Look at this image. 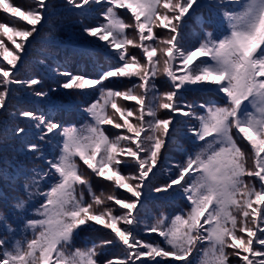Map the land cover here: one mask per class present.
<instances>
[{
    "label": "snow or ice",
    "instance_id": "snow-or-ice-1",
    "mask_svg": "<svg viewBox=\"0 0 264 264\" xmlns=\"http://www.w3.org/2000/svg\"><path fill=\"white\" fill-rule=\"evenodd\" d=\"M30 5L0 0L11 14L0 36L14 45L0 40V125L28 158L10 170L11 194L0 192V264H264V0H65L80 35L103 42L86 54L107 63L94 76L57 66L47 86L21 75L49 7ZM202 8L216 30L186 46L185 25ZM121 78L130 86H107ZM192 87L219 99L190 102ZM18 93L46 110L14 103ZM72 107L88 117L80 126L50 115ZM106 125L124 131L109 136ZM173 144L180 161L167 155ZM94 178L111 191L98 194ZM177 196L186 207L174 215L147 207ZM109 249L119 254L105 258Z\"/></svg>",
    "mask_w": 264,
    "mask_h": 264
},
{
    "label": "rangeland",
    "instance_id": "rangeland-1",
    "mask_svg": "<svg viewBox=\"0 0 264 264\" xmlns=\"http://www.w3.org/2000/svg\"><path fill=\"white\" fill-rule=\"evenodd\" d=\"M10 3H12L14 6H18L20 3H24V7H30V0H9ZM48 16L45 18V20L42 22V25H37V28L39 29L38 33H34L33 37L29 38L30 43L26 46L27 47V54L23 56L22 64L20 65L21 67V75H30V76H40L43 78L45 83L47 84H53L57 77V74L53 69H55L58 64L57 60L59 61L60 58V52L58 54L56 51L51 47V46H45L43 42L48 41L51 45L57 46V48L60 47V45H55L57 42H63L65 40L70 41L71 35H69V32L64 31L65 28L62 26H59L61 30L57 34H54L52 36L49 35V33L46 31L47 25L52 24H58L59 21L65 22V26L70 25L71 33L75 32L76 30L80 29V23L79 24H73V20L80 18L79 16H69L68 14V8L65 6V0H48ZM199 10H197L198 12ZM121 16L127 20L128 16L125 15V12L120 10ZM6 17H11L10 13H4L2 9H0V21H4L7 23L8 21L5 19ZM76 17V18H74ZM17 17H12V19H17ZM102 19V18H101ZM77 21V20H76ZM23 23V22H22ZM85 23H95L92 17H90L88 20L85 21ZM195 25V21H192L190 26L187 27V29H192ZM31 27V26H28ZM5 32H8V29H4ZM158 34L165 32L167 30L163 29H155ZM8 35L11 36L12 33L8 32ZM15 38V37H14ZM17 43H19V38H15ZM188 39H191L188 32L185 30V42L188 41ZM0 40H3L5 43V46L8 47L9 49L14 48V45L11 43L10 40L6 36H0ZM87 40L91 41L92 43H99L103 44V42H99L96 40V38H87ZM67 42V41H65ZM68 48L69 47H65ZM70 50V49H69ZM134 51H139V50H134ZM42 52L48 53V55H43ZM53 53H56L55 59H51ZM0 60H2V57H0ZM44 60L45 63H41V61ZM87 61H88V55L84 54L83 52H77L75 54H72L71 62L69 64H63V62H60V67L61 70H64L65 68H68V70L74 72V73H80V74H88V75H95L96 70H92L87 66ZM48 63V64H47ZM33 67L34 69L31 68ZM35 70V71H34ZM51 76V78H50ZM50 82V83H48ZM122 82L129 83L126 78H121V79H113L110 83H107V86H110L115 89H120L119 84ZM195 94H191L186 96V99L190 101L193 99ZM25 97L24 94L18 93L16 100L14 103L18 104L21 107H28V108H34V106H27L24 105V101H29L27 98H24L26 100H22V98ZM77 98V96L73 95L72 99ZM91 98H87V102H91ZM85 101V100H84ZM122 104H134L132 102H127V101H120ZM75 108V107H73ZM71 110V112L66 116V119H63V116H58L56 119L60 120L63 119L65 122L70 119V121L74 122H80V117L78 116L80 113L76 110ZM111 111V110H109ZM81 115V114H80ZM87 117V116H86ZM88 118V117H87ZM81 125V124H80ZM77 125V126H80ZM106 129H108V133L110 136H112L113 132L116 131H124V130H116L112 129L111 126L106 125ZM185 143L187 142L186 139ZM6 144L3 146L2 149H0V192H3L6 195L11 194V186L9 184V177L11 176V169L13 168L14 165L21 164L23 162L28 163V158H26L22 153H20L18 150L14 148L15 146V140L10 136L9 140L4 139ZM182 145V144H181ZM167 155L173 159L177 160V157L181 156V152L177 149L175 144L170 146V151L167 153ZM82 164V162H80ZM166 166V165H165ZM82 171L84 170L83 168L81 169ZM90 171V170H89ZM132 171L131 168H125L124 172L127 174L128 172ZM167 179V174L165 173H158L157 174V180L156 183L161 184L164 183L165 180ZM93 186L94 189L97 191L99 194L102 190L107 192L111 191V186L110 182L104 181L101 178H94L93 179ZM118 195H129L127 193H124L123 190H117ZM112 203V202H110ZM178 201L173 202L172 200H169L168 197H159V198H154L151 199L147 202V207L150 209L151 213L153 215H159L160 212L167 213L169 215H174L176 211L179 210L178 207ZM180 204L182 205L183 203L180 201ZM4 207V201L0 199V208ZM117 208L119 206H116ZM90 234L84 233L82 234L81 239L82 240H88ZM140 236L142 239L150 241V242H161L162 239L157 235V234H145L143 232L140 233ZM78 246H80L78 244ZM119 252L117 249H109L105 253V258H110L113 255H118ZM235 260V258H233ZM162 264H167L166 261L162 262ZM233 264H235V261H233Z\"/></svg>",
    "mask_w": 264,
    "mask_h": 264
},
{
    "label": "trees",
    "instance_id": "trees-1",
    "mask_svg": "<svg viewBox=\"0 0 264 264\" xmlns=\"http://www.w3.org/2000/svg\"><path fill=\"white\" fill-rule=\"evenodd\" d=\"M23 4L24 3H20L18 6H20L22 8H26V7H24ZM68 14H69V16H76L75 13L68 12ZM74 18H76V17H74ZM80 20H81L80 18L74 19L73 20L74 21L73 24H79L80 23ZM209 24H213V23L211 21H209ZM59 26H62V28L64 27L65 28L64 31L69 32V35H71L70 40L73 41V40H76V39H79V40L80 39H85V37H83V36L80 35V29L79 30H76L75 32H72L71 33V29H68V28H70V25H68V26L66 25L65 26V22H63V21H59L58 24H55V25H52V24L47 25L46 31L49 33L50 36H52L54 34H57L59 32V30H61ZM215 30H216V28L213 27V31H215ZM190 38L191 39H188L187 42L184 41V43H185L186 46H194V45H197L198 42L200 41V39H202V37H200V38L197 39V37L195 35H192ZM65 41H63V42H65ZM43 44L45 46H51L56 51L57 54H58V52H60V55L61 56L59 58V61L55 58L56 53H53V55L51 57V59L57 60V62H58L57 65H59V66H60V62H63L62 65L69 64L71 62L72 54L77 53V51H74L71 48H69L70 50L68 48H65L67 46H62L61 45L59 48H57V46L51 45L48 41L43 42ZM79 52H81V51L79 50ZM42 54L43 55H48V53H44V52H42ZM92 58H93V61H91V63L94 65L93 66V69L94 70H97V68L99 67V64L100 63H105V64L107 63V61H102L101 58H99L98 55H92ZM86 64L88 66V63H86ZM30 68H31V71H32V69H34L33 67H30ZM65 69L68 70V68H65ZM68 71H70V70H68ZM50 78H51V76H50ZM158 82H159V84H161V88L163 90H165L166 85H164L163 82L160 79L158 80ZM48 83H50V82H48ZM47 85H49V84L45 83V86H47ZM119 87H120V90H123V87H125V86L124 85H119ZM88 91H91V90H88ZM96 95H98V93ZM24 98H27L29 101H27ZM24 98H22V100H26V101H24L25 102L24 105L34 106V108H38L40 110H46L45 107H44V105L36 104L31 97H28V96L25 95ZM90 98L93 100V99L96 98V96H90ZM73 100H79V101L83 102L85 100V97H82L81 96V97L74 98ZM132 103H134V102H132ZM72 108L71 109H67V110L52 109V110H50V115H52L55 118H57L58 116H63V119H66V116L71 112ZM73 110H76V111H78L81 114V115L80 114L78 115L80 117V122H74V121H70V119H68L66 121V123L80 125V124H83L88 119L86 117V114H83L79 109L73 108ZM10 136L11 135H8L6 137V140H9V137ZM4 139H5V137H4V133H3V125H0V149H2L3 146L6 144V142L4 141ZM14 148L21 153L20 148H19V141L15 140V146H14ZM23 163H27V162H23ZM36 163L39 164L40 161H36ZM249 163L251 164V161ZM88 236H90V235H88ZM88 238H90V237H88ZM233 261H235V260L233 259Z\"/></svg>",
    "mask_w": 264,
    "mask_h": 264
}]
</instances>
